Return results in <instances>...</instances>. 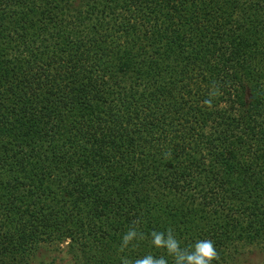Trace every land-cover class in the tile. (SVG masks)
Returning a JSON list of instances; mask_svg holds the SVG:
<instances>
[{
    "label": "trees",
    "instance_id": "obj_1",
    "mask_svg": "<svg viewBox=\"0 0 264 264\" xmlns=\"http://www.w3.org/2000/svg\"><path fill=\"white\" fill-rule=\"evenodd\" d=\"M169 231L264 252V0H0V264Z\"/></svg>",
    "mask_w": 264,
    "mask_h": 264
},
{
    "label": "clouds",
    "instance_id": "obj_2",
    "mask_svg": "<svg viewBox=\"0 0 264 264\" xmlns=\"http://www.w3.org/2000/svg\"><path fill=\"white\" fill-rule=\"evenodd\" d=\"M143 238L135 228H130L121 238V249L127 248L133 241ZM150 243L154 248H163L172 264H213L217 253L211 240H198L189 247H181L179 240L169 232H152ZM121 264H169L166 256L145 254L134 260L123 257Z\"/></svg>",
    "mask_w": 264,
    "mask_h": 264
},
{
    "label": "rangeland",
    "instance_id": "obj_3",
    "mask_svg": "<svg viewBox=\"0 0 264 264\" xmlns=\"http://www.w3.org/2000/svg\"><path fill=\"white\" fill-rule=\"evenodd\" d=\"M237 264H264V252L256 248H245ZM34 264H74L67 253L66 244L54 245L41 254Z\"/></svg>",
    "mask_w": 264,
    "mask_h": 264
}]
</instances>
